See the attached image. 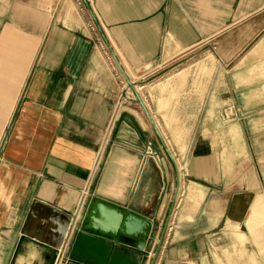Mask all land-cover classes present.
I'll return each mask as SVG.
<instances>
[{"label":"crops","instance_id":"0c3cea01","mask_svg":"<svg viewBox=\"0 0 264 264\" xmlns=\"http://www.w3.org/2000/svg\"><path fill=\"white\" fill-rule=\"evenodd\" d=\"M179 184L159 264H264V0H0V264H154ZM93 197L150 256L81 230Z\"/></svg>","mask_w":264,"mask_h":264},{"label":"water","instance_id":"95a60500","mask_svg":"<svg viewBox=\"0 0 264 264\" xmlns=\"http://www.w3.org/2000/svg\"><path fill=\"white\" fill-rule=\"evenodd\" d=\"M179 188L180 184L177 189L176 197ZM36 202L38 201H34L32 209L27 215L21 232L22 239H34L49 247L54 255H58L68 236L75 216L71 213L54 208L52 211V219L55 221L56 227L52 232L53 234L48 232V234L45 235L49 237V239H40L37 235L28 234L26 231L27 223L31 218L33 207ZM98 210L99 214L102 213L101 217H97L96 215V211ZM81 226V230L89 229L102 235V241L108 246V250H110L112 254L116 253L118 250H123L136 257L137 263H141L143 258L150 256L149 242L153 229L151 221L126 209L110 204L100 198L93 197L85 209ZM166 228L167 226L159 240L158 249L156 253H154V257L157 256L162 245Z\"/></svg>","mask_w":264,"mask_h":264},{"label":"built area","instance_id":"2783aa9c","mask_svg":"<svg viewBox=\"0 0 264 264\" xmlns=\"http://www.w3.org/2000/svg\"><path fill=\"white\" fill-rule=\"evenodd\" d=\"M182 195H183V191H182L181 186H180L179 191H178V194H177V197H176L175 202H174V206H173V208H172L171 215H170V217H169V218H170V219H169V222H168V224H167V228H166V233H167V235H166V236H168V234H169L170 231L172 230L174 217H175V214H176L177 208H178V206L180 205V202H181V200H182ZM70 234H71V233H70V230H69L68 236H69ZM68 236H67V238H68ZM67 238H66V239H67ZM66 239H65V240H66ZM64 243H65V242H64ZM62 248H63V246H62ZM157 257H158V254H157V256L155 257L154 264H159V262L157 261Z\"/></svg>","mask_w":264,"mask_h":264},{"label":"rangeland","instance_id":"374dc122","mask_svg":"<svg viewBox=\"0 0 264 264\" xmlns=\"http://www.w3.org/2000/svg\"><path fill=\"white\" fill-rule=\"evenodd\" d=\"M171 212H172V211H171ZM170 215H171V214H170ZM169 219H170V218H169ZM168 222H169V220H168ZM167 224H168V223H167ZM166 234H167V233H165V236H166ZM165 236H164V238H165ZM163 241H164V239H163Z\"/></svg>","mask_w":264,"mask_h":264}]
</instances>
